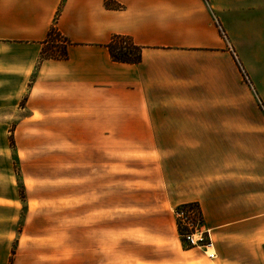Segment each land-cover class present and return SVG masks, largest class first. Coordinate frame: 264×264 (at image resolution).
Returning a JSON list of instances; mask_svg holds the SVG:
<instances>
[{
  "label": "crops",
  "instance_id": "obj_1",
  "mask_svg": "<svg viewBox=\"0 0 264 264\" xmlns=\"http://www.w3.org/2000/svg\"><path fill=\"white\" fill-rule=\"evenodd\" d=\"M52 25L71 42L68 57L36 67L26 118L61 124V137L67 129L96 137L98 129H132L133 142L154 152L169 202L201 210L195 244L180 243L183 264H264V123L220 114L264 105V0H0V40L20 51L4 64L20 81ZM114 34L141 47L138 63L111 59L105 45ZM15 178L0 168V190L14 192ZM3 193L0 224L12 225L19 205ZM5 232L10 238L11 228ZM8 252L0 242V264ZM157 264H179L178 255Z\"/></svg>",
  "mask_w": 264,
  "mask_h": 264
},
{
  "label": "rangeland",
  "instance_id": "obj_2",
  "mask_svg": "<svg viewBox=\"0 0 264 264\" xmlns=\"http://www.w3.org/2000/svg\"><path fill=\"white\" fill-rule=\"evenodd\" d=\"M51 37L61 40L56 32ZM46 38L24 81L4 64L13 44L0 40V168L16 175L14 192L8 187L0 192L13 195L19 205L16 223L0 224V242L9 250L4 264H154L175 253L183 264L180 243L191 245L185 235L200 230L201 224L193 208L176 210L180 204L169 202L154 152L133 142L137 136L132 129H123L124 135L121 128L112 133L98 129L97 137L90 128L77 129L73 136L67 129L61 137V124L49 128L38 115L26 118L30 113L22 106L36 67L52 59L41 55L49 46H55L53 51L61 48V41L44 44ZM227 48L239 62L228 43ZM19 54L12 52L14 58ZM239 65L247 83L248 72ZM258 105L220 107V114L227 120L264 123V105ZM216 108L211 107V120ZM106 133L111 136L106 138ZM5 226L12 232L8 239Z\"/></svg>",
  "mask_w": 264,
  "mask_h": 264
},
{
  "label": "trees",
  "instance_id": "obj_3",
  "mask_svg": "<svg viewBox=\"0 0 264 264\" xmlns=\"http://www.w3.org/2000/svg\"><path fill=\"white\" fill-rule=\"evenodd\" d=\"M55 32L57 33L59 37H61L60 50L53 51L51 48L52 47L55 48V46L54 45L49 46L48 48L44 50V53L46 51H49V52L47 54L45 53V55L42 54L41 57L52 58V59H57V60L66 59L68 57L67 46L70 45L71 42L69 41V39L64 37L59 31H57L54 25L49 29L47 33V38L44 44L50 45L51 43L60 42V41L51 39L52 34H54ZM57 44L58 43H56L55 45ZM105 46L107 47L110 57L113 61L121 62V63H138L141 60V47L136 45L132 41L130 36L114 34L111 36L110 40L108 41V43H106ZM187 207L193 208L196 211L198 222L199 224H202L201 210L199 208V205L196 202L182 203L178 205V207H176V210L180 208H187ZM179 231L181 234H183L181 232V229H179ZM191 233L193 232H188L186 234H191Z\"/></svg>",
  "mask_w": 264,
  "mask_h": 264
},
{
  "label": "built area",
  "instance_id": "obj_4",
  "mask_svg": "<svg viewBox=\"0 0 264 264\" xmlns=\"http://www.w3.org/2000/svg\"><path fill=\"white\" fill-rule=\"evenodd\" d=\"M244 76H245V79H246L247 83L250 85L249 79L247 78V76L245 74H244ZM185 237H186L187 242L191 243L192 245L195 244L196 241L194 240L192 233L191 234H186Z\"/></svg>",
  "mask_w": 264,
  "mask_h": 264
}]
</instances>
